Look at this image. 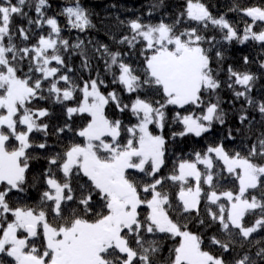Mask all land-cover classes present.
<instances>
[{"label":"snow or ice","instance_id":"obj_1","mask_svg":"<svg viewBox=\"0 0 264 264\" xmlns=\"http://www.w3.org/2000/svg\"><path fill=\"white\" fill-rule=\"evenodd\" d=\"M163 3L149 5L146 16L117 17L125 31L118 38L112 34L113 50L62 35L64 28L85 33L95 27L79 0L51 16L49 0H0V264H264V237L256 239L264 232V98L252 95L261 77L229 64L226 79L220 78L226 51L220 41H254L264 50V0L229 9L241 14L242 32L224 14L213 15L203 0H184L174 18L165 12L153 22ZM25 8L34 9L35 17ZM17 17L27 26L17 25ZM72 55L80 57L87 78L69 66ZM250 63L244 56L242 65ZM259 68L264 70V59ZM225 87L238 126L160 175L164 129L179 128L172 139L202 138L225 125ZM38 101L62 105L63 123H45L51 112ZM111 106L130 113L135 123L110 118ZM169 106L176 109L170 122ZM74 117L81 126L73 127ZM50 128L57 137L72 136L46 154L47 167L30 178V162L40 158L33 150L47 153ZM33 133L45 140L34 143ZM238 139V148L226 147ZM225 173L234 178L233 188L221 187ZM169 181L178 187L174 195L165 187ZM37 185L35 203L23 202L27 196L11 199ZM193 225L216 228L208 250ZM165 238L174 245L166 257ZM251 247L254 253L246 250Z\"/></svg>","mask_w":264,"mask_h":264},{"label":"trees","instance_id":"obj_2","mask_svg":"<svg viewBox=\"0 0 264 264\" xmlns=\"http://www.w3.org/2000/svg\"><path fill=\"white\" fill-rule=\"evenodd\" d=\"M69 2V0H49L50 8L47 11V15H55L59 13L60 9ZM81 5L88 10V12L91 14L90 18L93 21V24L95 27L88 29L85 33H80L77 30H71L69 31L67 28H64L62 35L69 39L71 42L75 43L77 39H82L85 41L92 40L94 42L98 43H105L109 44L113 50H115V45L112 43V34L116 33L117 38L119 35L124 34L123 29L118 28L117 26V20L116 18L119 17L120 19H128L133 18L134 16H146L148 7L152 3H159L160 0H79ZM203 2L209 7V10L213 13V15L219 16L220 14H224L226 18L231 21L234 26H236L239 30H243L244 27V21L241 19V14L235 11H229L230 8L235 3H239L241 6H247L251 4L260 3L261 0H203ZM184 0H164L163 7L158 9L156 12L153 13L152 20L153 22H157L159 19L164 17L165 12L168 14V16L174 18L177 12L180 10V8L183 6ZM115 4L116 7L113 8L112 5ZM25 11L29 12V15L35 17L34 9L29 10L28 8H25ZM58 20L60 21L61 25L64 24V18L62 16H57ZM16 24L17 25H23L27 26L26 21H21L19 17L16 18ZM170 22V20L168 21ZM34 27V26H33ZM47 29L45 28V31ZM259 31V28L256 29ZM37 35L39 34V30H36ZM217 36V39H220V34L217 32L215 33ZM35 38H33L32 42H35ZM226 48L225 51V61L222 67L224 69L223 72H221L220 78L222 80L226 79L227 73L226 69L229 64H232L233 66L237 68L246 67L249 71L256 73L261 78L256 82V86L253 90L252 95L257 98H264V75H261V73H264V70H261L259 68V60L264 59V50H262L254 41H248L245 44H240L238 42H225L220 41ZM19 43V42H18ZM22 46V45H21ZM125 52H130L131 50L127 49V47H124L123 49ZM244 56H248L252 63H250L247 66L242 65V59ZM132 60L139 62L141 59L138 55L132 54L131 57ZM69 66L72 67L74 73L76 76L83 75L84 78H87L89 73L84 71L81 72L80 69V57L78 55H72L68 59ZM94 66L99 67L100 71H103V61H94ZM213 67L216 68L217 65L214 63ZM26 70V69H25ZM93 76L95 75V71L91 73ZM107 81L110 83L111 77L106 78ZM103 91L107 92L111 90V88L102 89ZM221 99L223 101L222 107L229 111V120L225 125H216L215 131L209 135H206L202 138H196L194 136H187V137H176L175 139L171 138V132L172 131H178L179 128L173 126L171 128L166 127L164 129V135L167 139V152H166V166L162 169L160 175L167 176L173 169L174 163L178 161L180 157L189 158L190 155L194 151H200L204 149L209 143L213 141V139H216L217 141L223 138L229 128H235L238 126V121L236 120V115L234 110L232 109V105L228 103V101L232 100L231 92L227 90L225 87L221 90ZM125 100L127 102V97L125 96ZM36 106L39 107H47L49 108V111L51 112V116L47 119H44L45 123H50L52 126L60 125L65 120V116L63 114V106L59 104H54L51 101H38ZM236 109L240 108V102H235ZM167 116H172L173 112L176 111L174 106H169V108L166 110ZM107 114L112 119H122L125 124L129 123H135V120L131 117L130 113H119L116 111L114 106L108 107L106 109ZM256 115L257 121L259 120L258 113H253ZM74 123L73 127H79L81 126V121L79 117L73 118ZM259 130V125H257V131ZM53 128L49 129V136L47 137V143L49 145V148L47 150V153L44 150L40 149H34L33 154L38 155L40 158L35 159L31 161V172L29 173L30 178L31 177H39V174L43 171L45 167H47L46 161L43 159V157L52 152L59 151L61 147L69 142V138L72 136V133H65L62 137H57L56 135L52 134ZM32 139L34 143H40L45 140V137L42 133H33ZM80 138H77V141H79ZM126 139V137H125ZM226 147L233 148V147H239V139L237 140V143L234 145L230 142L226 143ZM233 179L232 177H228L225 173V179L221 184V187L223 189L233 188ZM194 183V182H193ZM171 182L169 181L168 184L165 185L167 189H169L173 195L175 191H178V187L172 188ZM40 186L37 185L36 187L30 188L28 192L24 194H20L19 196L16 194H13L11 199L13 201H16L20 199L21 196H27L30 197V199L23 201L29 204L35 203L36 200H38L39 197V191L37 188ZM206 187V186H205ZM203 208V205H202ZM254 219L253 217H249V222ZM192 231L203 233V239H204V247L206 250L209 249V237L213 234H216V228L212 229H201L199 228V225H193ZM261 237H264V232L260 234V236H257L256 239H260ZM219 238L223 239L224 237L220 236ZM163 248H162V256L166 257L168 255V250L172 248L173 241L169 238H165L161 241ZM219 254L218 249H212ZM248 251L255 252V247L246 248ZM236 254L235 251L232 253L226 254L225 259L230 260L234 255Z\"/></svg>","mask_w":264,"mask_h":264},{"label":"rangeland","instance_id":"obj_3","mask_svg":"<svg viewBox=\"0 0 264 264\" xmlns=\"http://www.w3.org/2000/svg\"><path fill=\"white\" fill-rule=\"evenodd\" d=\"M168 118H169V122H170V120H171L170 116H168ZM21 129H22V126H21ZM153 131L157 132L158 130L153 127Z\"/></svg>","mask_w":264,"mask_h":264}]
</instances>
